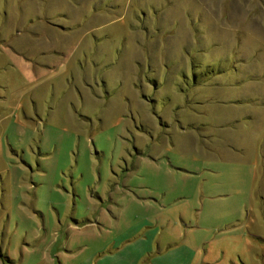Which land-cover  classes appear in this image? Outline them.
Here are the masks:
<instances>
[{
  "label": "rangeland",
  "instance_id": "obj_1",
  "mask_svg": "<svg viewBox=\"0 0 264 264\" xmlns=\"http://www.w3.org/2000/svg\"><path fill=\"white\" fill-rule=\"evenodd\" d=\"M1 264H264V0H0Z\"/></svg>",
  "mask_w": 264,
  "mask_h": 264
},
{
  "label": "trees",
  "instance_id": "obj_2",
  "mask_svg": "<svg viewBox=\"0 0 264 264\" xmlns=\"http://www.w3.org/2000/svg\"><path fill=\"white\" fill-rule=\"evenodd\" d=\"M1 264V263H0Z\"/></svg>",
  "mask_w": 264,
  "mask_h": 264
}]
</instances>
